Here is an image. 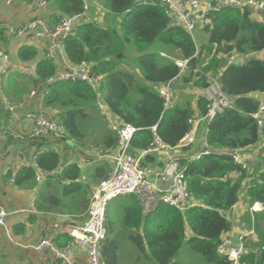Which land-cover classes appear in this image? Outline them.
Masks as SVG:
<instances>
[{"label":"trees","instance_id":"trees-1","mask_svg":"<svg viewBox=\"0 0 264 264\" xmlns=\"http://www.w3.org/2000/svg\"><path fill=\"white\" fill-rule=\"evenodd\" d=\"M102 2L108 10L106 25L82 21L63 43L65 56L72 64L90 63L92 70L102 77L100 92L110 112L137 128L132 140L134 150L146 148L154 139V132L167 145L177 146L192 128L189 120L207 113L209 101L198 95V91L209 86L212 78L234 99V105L209 122L208 144L235 150L258 143L260 130L252 114L260 101L252 94L264 91V59L253 54L264 51V21L254 15L253 9L224 8L212 12L211 23L202 29L209 34V40L200 45L183 26L173 23L160 5L137 0ZM83 5V0H51L46 9L68 16L81 12ZM3 39L8 43L7 38ZM26 40V44L18 47L15 58L32 65L34 75L28 77L14 70L17 81L8 80L5 93L27 99L32 89H38L37 96H44L45 115L65 125L69 141L87 148V138L96 130L99 137L90 147L114 150L117 135L107 128L105 115L98 113L97 94L81 81L49 84L47 79L62 68L60 63L48 60L40 43L30 37ZM161 53L179 54L180 59H188L187 70L174 85L173 101L167 108L160 89L179 74L180 67ZM238 55L245 59L237 61ZM128 63L132 69L126 67ZM25 82H30L31 88ZM40 88L49 90L41 94ZM9 116L0 105V134L4 132L3 121ZM36 142L39 146L48 144ZM262 158L264 162V154ZM1 159L0 154V166ZM180 161L186 168L189 191L199 205L181 211L163 204L145 215L136 196H124L128 201L121 206L124 217L120 229L115 230L109 219L103 246L106 264H127L123 263V253H120L126 236L156 264H182L179 254L184 245L201 255L205 264H230L226 257L217 254L216 248L224 234L232 229L233 223L225 213L238 202L247 173L226 153H204L194 160L181 158ZM38 162L50 170L64 165L63 173L72 179L81 175L76 163L65 161L62 152L53 148L41 152ZM106 172L104 163L94 169L93 175L102 179ZM234 172L241 175L235 178ZM34 175L31 167L17 173L11 169L5 174L10 179L16 177L15 185L36 190V204L41 211L69 214L87 211L91 193L88 182H73L68 186L59 183V191H53L55 183L38 185ZM250 181L246 199L264 202V172L258 177L251 174ZM254 224L259 236L253 245L257 250L247 252L243 259L264 264V225L260 217ZM70 241L64 235L58 243L65 245Z\"/></svg>","mask_w":264,"mask_h":264},{"label":"built area","instance_id":"built-area-1","mask_svg":"<svg viewBox=\"0 0 264 264\" xmlns=\"http://www.w3.org/2000/svg\"><path fill=\"white\" fill-rule=\"evenodd\" d=\"M16 0H0L5 5H12ZM36 11L45 10L51 0H30ZM83 10L65 16L56 14V20L50 22L44 17L30 18L21 24H12L0 21V33H5L13 39L30 37L44 47V55L48 60L61 62V67L55 74L47 79L49 84L58 81L85 82L97 94L96 106L105 115L109 128L117 135V146L113 151L99 153L98 158L112 163V169L103 178L94 190L86 218L82 224H73L68 221L72 216L63 213L51 215L49 223L43 226L41 239L31 244V248L38 254L50 253L59 264H83L80 257H86L87 264H106L103 254V246L108 235V209L110 202L127 195L137 197L142 212L147 215L154 212L159 206L167 204L181 211H186L193 206L199 205L190 191L189 181L185 167L181 164V158L191 161L202 154L226 153L231 155L234 162L244 171L246 176L243 185L251 179V167L243 152V148L225 150L211 147L207 138L204 141V150L193 153H174L173 149L189 148L195 142L194 129L202 121L210 122L218 113L224 112L234 105V99L226 94L217 79L212 78V83L200 89V96L209 101V109L202 117L191 118V130L182 138L180 143L171 147L167 145L154 132V139L144 149L136 151L133 149L132 140L137 128L131 124H125L115 118L105 104L101 95L102 80L93 70L92 65L86 61L72 64L68 61L64 51V41L74 33V29L87 18L91 7L96 4L95 0H83ZM143 4L160 5L165 8L168 18L175 24L183 26L194 39L195 32L203 29L211 23L210 14L224 8H251L256 17L264 19V0H137ZM100 5L99 8L103 9ZM162 56L168 57L165 53ZM180 67L179 74L161 87L160 93L164 97L165 107H169L173 101L174 85L180 76L187 70L188 59L174 60ZM11 70L32 77L34 69L30 65L20 64L14 61L13 55L6 49L0 47V99L6 109L13 116L18 110L26 108L25 118L29 123V132L18 134L15 138L22 141H57L66 138V127L63 123L51 119L45 115L44 96H37L38 89H32L27 99H19L8 95L4 91L3 78L7 77ZM41 94L49 89L41 88ZM36 100V101H35ZM257 121L259 129L264 128V100L260 102L258 109L252 114ZM155 131V128H154ZM1 141V139H0ZM0 144V154L3 150ZM20 162L17 164L16 173L24 167H31L36 172V181L42 182L47 179L61 181L70 184L60 169H44L38 162V154L28 156L26 152L20 151ZM32 157V159H31ZM79 181V179H75ZM74 180V181H75ZM10 185L16 184V178H12ZM264 202L255 201L251 211L263 210ZM9 212L0 208V225H5V219ZM226 217L231 221V215L227 212ZM255 229L237 234L238 243L234 237L226 234L217 245L216 252L219 256L226 257L230 264H252L244 260L243 255L247 253L245 242L247 237L253 235ZM8 237H12L7 230ZM67 235L71 241L60 245L57 237ZM13 241V238H11ZM84 253L80 256V253Z\"/></svg>","mask_w":264,"mask_h":264},{"label":"crops","instance_id":"crops-1","mask_svg":"<svg viewBox=\"0 0 264 264\" xmlns=\"http://www.w3.org/2000/svg\"><path fill=\"white\" fill-rule=\"evenodd\" d=\"M95 1L96 4H93L94 6L91 7L89 15L87 16L86 19L83 20V22L91 21V22H98L102 25H106V21L104 19H106V13L108 12V10L103 5L102 0H95ZM100 5L104 6L103 9L99 8ZM37 16H41L44 18L46 17L49 20H54L57 17L56 11L49 12L47 11V9L36 11L33 8L30 0H16L10 6L0 2V21H7L12 24H21L22 22ZM257 18L259 20L264 21L262 17H257ZM198 30H202V29H198ZM3 37L7 38L8 43L5 42ZM26 39L27 38L13 39L10 36L6 35L5 33H0V47H3L9 51L10 50L13 51L10 53L13 55L14 61L20 64H25L19 62L15 58V54L19 46L26 44V42H28ZM40 45L42 50L43 45L42 44ZM253 56L264 59V51L255 53L253 54ZM244 59L245 57H243L242 55H238V58L236 60L242 62ZM59 63L61 65L62 61ZM25 65H30V64L27 63ZM126 67L132 69V66L129 65V63L126 65ZM13 71L14 70H11L8 76L3 78V87L6 85L8 80H11L12 83H15L17 81V76ZM25 85H27L30 88L32 86L30 82H25ZM41 90L42 89L40 88V92ZM199 91H198V95H200ZM252 96L257 98L261 102L262 100H264V91L255 92L252 94ZM0 105L4 109V111L8 112L10 115L8 120L3 121L4 132L0 134V139H1L0 144L4 147L1 152L2 159L0 166V208H5L9 212V215L5 219V225L4 226L0 225V264H59L58 260L50 253L46 252L43 254H38L35 251H33L32 248L30 247L31 244L41 239V235L43 233V226H45L46 223H49V220L51 219V215L55 213H63V214H67L68 216L72 215L68 219L70 223L82 224L86 218L85 216L86 212L85 213L78 212V214H69L61 211H41L37 208V204H36V199H37L36 190L32 188L25 189L17 185H10L9 184L10 180L15 176H13L10 179L11 176L8 178L7 176H5V174L9 170L15 169L17 164L20 162L21 159L19 156L20 151L26 152L28 156L30 155L33 156L34 154H38L39 156L41 152L49 148L50 149L53 148L60 152H62V149L69 148L68 149L69 160L65 159V161H69L71 163L77 164L78 168L81 170V175L77 177L79 181H76L75 180L76 178L72 179L63 173L64 165H62L58 169H60L62 174L65 176V178H67L70 181L72 180L71 183L88 182L90 184V191H91L89 198H91L94 190L96 189L100 181L103 178H105L112 169V163L108 162L107 160L98 158V154L113 150L102 151L100 148L94 146L90 147V145L94 144L96 139L99 137V132L96 130L92 134H89L86 141L87 148L82 147L81 145H79L74 141L71 140L69 141L67 137L61 139L62 142H57L59 140L47 141L46 143L48 144H44L41 146H39L36 141L19 140L15 138L18 134H22V133L25 134L28 133L30 130L29 128L30 125L27 119L25 118V113L27 111L26 108H22L18 110L17 111L18 114L16 116H13L10 113V111L6 109L1 99H0ZM98 113L103 114L100 110H98ZM208 125L209 122L207 120H202L194 129L195 142L193 143V145H191L186 150L177 147L173 149V152L177 154L178 153L193 154L201 150L203 151L204 147L206 146L204 141L206 140L207 133L209 131ZM107 128H109V125L107 126ZM259 130H260L259 131L260 138L258 143L250 147L243 148L244 149L243 152L246 154V158L248 159V162L251 167V171H252L251 173L255 174L256 177H258L260 172H264V162L262 158L264 154V128ZM67 139L69 142L67 141L65 142V140ZM104 163H106V169H107L105 176L102 179H100V177H94L93 175L94 169L98 166L103 165ZM240 175L241 174L239 172L232 173V176L235 178H238ZM35 177H36V172L34 175V181L38 185H42L44 183H47L48 181H52L53 183H55L52 186L53 191L56 190L59 191L60 189V187L58 186L59 183L63 186H68L71 184V183L64 184L61 181H54L52 179H47L42 182H37ZM257 181H259V179ZM250 182L251 181L249 180L246 185H242L238 202L229 211H227L231 215V221L233 225H232V229L224 234V235L230 234L236 239L237 234L239 232H246L254 228L255 233L253 235L248 236L245 242L247 252H250L251 250H255V249L257 250V248H255L256 246H253L259 240V236L254 224L256 218L260 217L261 222L264 225V209L251 211L250 206L254 202H250L246 199L247 189L251 186ZM127 201L128 198H125L124 196L111 201L108 209V214L110 211L113 210L114 206L112 204H118V206L121 208V206H124ZM108 223H109V219H108ZM8 229L10 230L12 236L11 238H13V241H11V238L8 237L7 234ZM63 236L64 235L58 236L57 241L60 242ZM83 254L84 253L81 252L79 255L82 256ZM80 259L84 261L83 264H87V259L85 256L80 257Z\"/></svg>","mask_w":264,"mask_h":264},{"label":"rangeland","instance_id":"rangeland-1","mask_svg":"<svg viewBox=\"0 0 264 264\" xmlns=\"http://www.w3.org/2000/svg\"><path fill=\"white\" fill-rule=\"evenodd\" d=\"M195 37L198 42V44H204L208 42L209 40V34L206 33L203 30H197L195 32ZM131 47V46H129ZM177 53V52H176ZM177 56H170L169 58L172 60H179L178 55ZM19 72V71H18ZM178 82V81H177ZM176 82V83H177ZM69 149V148H68ZM62 149V155L64 159H68L69 156V150ZM69 160V159H68ZM113 210L109 212L108 219H110L113 223V228L120 229V223L123 221L124 213L121 211V208L118 206V204H112ZM158 219V217H157ZM236 243H238V239H234ZM122 251L120 253H123V263L127 264H156L151 258L147 256L146 253H144L132 240L130 237H127L124 239V243H122ZM121 253V254H122ZM179 260L182 262V264H205L204 258L196 253H193L187 246H183L180 250L179 254Z\"/></svg>","mask_w":264,"mask_h":264}]
</instances>
